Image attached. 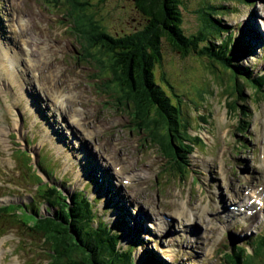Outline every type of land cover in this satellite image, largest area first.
I'll return each mask as SVG.
<instances>
[{"label":"rangeland","instance_id":"rangeland-1","mask_svg":"<svg viewBox=\"0 0 264 264\" xmlns=\"http://www.w3.org/2000/svg\"><path fill=\"white\" fill-rule=\"evenodd\" d=\"M80 2H85V16L91 17L109 34L130 33L144 25L143 16L132 0ZM61 3L59 0L57 4L61 6ZM209 6L225 7L224 10L219 7L222 12L216 10L215 18L232 32L240 43L239 50L247 49L236 52L237 66L244 72L248 71L247 67L252 68L254 75L262 71L264 0H180L181 27L186 35L199 32L203 25L201 9ZM62 10L46 0H0V53L7 54L0 69V195L27 197L28 207L33 212V206L38 205L35 199L42 195L43 188L53 184L63 189L65 185L70 196L80 187H72V182L81 176L86 194L97 202L94 206L99 214L111 230L120 234V247L125 249L137 242L132 252L135 264L146 262L147 255L165 264H224L223 254L230 253L232 242L252 254L250 242L258 236L263 238V251L251 257L252 264H264V185H253L264 182V169L257 162L259 150L264 149V92L263 96H253L251 88L243 86L245 99L242 100L248 110H245L246 122L241 123L238 113L231 111L242 100L232 102L236 95L233 96L234 88L228 85L232 84L228 72L215 64L216 73H210L207 57L193 53L182 57L163 40L161 62L154 70L156 81L165 87L164 75L178 96L183 97L180 108L182 122L188 126L185 130L199 139H195V151L190 156L194 183L191 176L178 182L165 173L172 180L167 181L164 172H160V179L154 182L152 174L160 171L164 160L135 130H128L127 114L115 109L108 100L114 97H109L105 86H99L104 92L95 88L94 82L98 80L90 76L95 67L83 59L73 60L72 57L79 54L78 43L67 29L68 21L62 17ZM81 22L86 25L84 19ZM249 39L251 47L247 45ZM219 40L217 35L212 38L213 44ZM22 42L26 43L34 62L41 61L45 54L50 57L49 74L55 73L59 65L64 68L54 84L46 71L41 72L39 67L26 68ZM85 48L94 58L95 50L88 51L87 45ZM101 81L107 84L106 76ZM67 93L75 95L73 107L65 99ZM59 94H65L61 105L56 99ZM81 107L99 129L94 138L72 129L71 121ZM112 141L118 142L126 156H132L135 170L152 168L145 187L119 185L118 176L103 168L105 178L100 185L104 192H89L90 187L95 186L92 178L97 179L98 174L97 163L92 165L89 152L98 144L102 157V151L111 150ZM17 149L23 152L15 153ZM140 165L144 167L139 168ZM89 170H94L95 175L89 174ZM127 179L132 180V176ZM78 181L82 186L83 182ZM37 184L41 186L38 190ZM121 192L126 194L123 199ZM82 193L80 191V195ZM258 194L262 196L261 201H256ZM108 199L113 200V207ZM68 200L70 202L71 197ZM10 201H13L11 197L1 203ZM151 207L159 214L155 216ZM16 209L18 214L24 213L26 220L33 216L24 207ZM51 210L54 212L55 208ZM182 210L185 216L176 215V211ZM168 212L172 214L171 221L162 217L170 216ZM192 213L196 218H192ZM189 216L192 219H187ZM12 220L7 218V232L0 233L3 234L0 246L4 250L0 253V264H46L39 238L25 227L14 225ZM206 226L211 230L205 229ZM2 227L0 221V230ZM145 249L148 251L144 252Z\"/></svg>","mask_w":264,"mask_h":264},{"label":"trees","instance_id":"trees-1","mask_svg":"<svg viewBox=\"0 0 264 264\" xmlns=\"http://www.w3.org/2000/svg\"><path fill=\"white\" fill-rule=\"evenodd\" d=\"M51 1L53 4L59 2ZM132 1L143 16L144 25L141 29L121 35L109 34L91 17L89 20L84 14L85 2L62 0L61 7L65 9L71 29L81 43L82 58L94 63L101 78L106 76L107 84L103 85L109 97H114L111 102L115 109L129 112L138 133L145 134V137L157 146L160 154L170 163L169 170L177 174L178 170H188V155L192 152L193 145L186 138H182L181 131L179 132L181 125L185 128L180 108L183 97L178 96L174 86L164 75L162 82L165 87L155 78V67L161 62L162 41H167L182 57L190 53L207 57L211 64L207 66L210 73H216L215 64L220 65L228 72V79L232 82L229 86L234 88L233 96L236 95L232 101L234 104L244 98L243 86H249L253 96H263L264 80L262 76L251 77L249 74H252V71L244 72L237 66L239 63L235 53L247 49L239 50L240 43H233L228 27L221 25L215 18L217 11L224 10L225 7H203L202 28L197 34L188 36L181 27L180 0ZM219 7L223 8L219 10ZM81 19H84L86 25ZM216 35L220 40L213 44L212 38ZM84 40L87 43H84ZM86 45L88 51L91 52V48L95 50L94 58L86 51ZM244 102L245 100H242L241 104L238 102L237 108L231 110L235 114L238 113L237 119L239 118L241 123L247 120L244 117H247L245 110H248V107ZM158 130L162 132L161 135ZM179 179L183 180L184 177L179 176ZM37 197L39 202H47L52 207L60 206L45 216L36 211L28 220L23 218L24 213H14L15 207L5 206L0 208V221L3 223L2 228H5L6 217H11L14 225L25 227L32 236L42 238L44 251L48 252L46 255L51 258L50 264H134L131 258L132 247H118L119 235L113 233L106 223L99 222L96 226L93 224L95 212L82 195L75 193L74 200L71 199L72 205L62 199L55 187L48 186L43 188L42 195ZM262 239V236L256 237L253 243L250 242L254 245V253L248 255L242 246L233 242L230 253L223 254V263L252 264L253 258L261 255L263 251ZM142 264L165 263L147 255L146 262Z\"/></svg>","mask_w":264,"mask_h":264},{"label":"bare ground","instance_id":"bare-ground-1","mask_svg":"<svg viewBox=\"0 0 264 264\" xmlns=\"http://www.w3.org/2000/svg\"><path fill=\"white\" fill-rule=\"evenodd\" d=\"M244 1H245V0H244ZM231 33H232V32H231ZM232 37H233V43H235V42H236L235 37H234V36H232ZM251 37H252V36H251ZM224 39H225V38H224ZM224 39H223V40H224ZM251 41H252V40L249 39V44H247V45L250 46V47H251V45H252V44H251ZM2 48H3V47H2ZM5 50L7 51V49H5ZM245 51H246V50H245ZM16 54H17V53H16ZM235 54H236V53H235ZM14 55H15V54H14ZM14 57L16 58V55H15ZM236 57H237V56H236ZM6 58H7V54H5V53H0V69H1V70L3 69L2 62H3V61H6ZM236 59H237V58H236ZM247 68H248V72L252 71V72H251V73H252V74H251V75H252L251 77H253V78H256V77H258V76H262V75H263L262 73H264V69H263L262 71H257V72H256V75H254V74H253L254 71L252 70V68H249V67H247ZM5 71H6V70H5ZM6 72H7V71H6ZM259 72H260V74H257V73H259ZM227 80H228V79H227ZM226 84H227V83H226ZM158 85H159V84H158ZM228 85H229V84H228ZM228 92H229V91H228ZM230 92H231V91H230ZM225 93H226V92H225ZM203 119H206V118L204 117ZM192 137L194 138V136H192ZM195 138H198L197 135L195 136ZM198 139H199V138H198ZM194 141H196V140L194 139ZM260 195H261V194L256 195V201H261V200H262V196H260ZM185 210H186V209H185ZM185 210H182V211H180V212H179V211H176V215L180 216V215L183 214V215L185 216V215H186V214H184V211H185ZM191 211H192V210H191ZM191 215H193L192 218H196V217L194 216L193 213H192ZM185 218H186V217H185ZM192 218H191V216H189V218H187V219H192ZM258 238H259V236H258ZM232 244H233V242H232ZM232 244H231V248H230L231 250H232ZM253 246H254V245H253ZM253 246H252V250H253V251H252V254L254 253ZM245 250H246V249H245ZM245 254L248 255L247 252H246ZM251 257H252V256H251Z\"/></svg>","mask_w":264,"mask_h":264}]
</instances>
